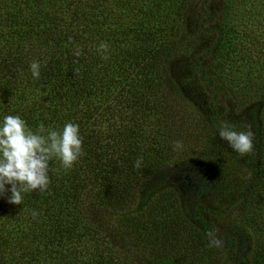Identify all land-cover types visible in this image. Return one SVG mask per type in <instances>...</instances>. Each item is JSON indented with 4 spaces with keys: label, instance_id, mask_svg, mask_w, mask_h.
<instances>
[{
    "label": "trees",
    "instance_id": "16d2710c",
    "mask_svg": "<svg viewBox=\"0 0 264 264\" xmlns=\"http://www.w3.org/2000/svg\"><path fill=\"white\" fill-rule=\"evenodd\" d=\"M211 2L0 0V123L71 122L83 139L71 169L49 161L46 191L20 205L0 196V264H211L220 249L199 209L218 212L193 204L182 166L226 189L222 210L241 209L252 247L245 259L225 238L228 261L264 264V0H218L216 12ZM221 122L251 131L253 151L222 142Z\"/></svg>",
    "mask_w": 264,
    "mask_h": 264
},
{
    "label": "clouds",
    "instance_id": "9594fccd",
    "mask_svg": "<svg viewBox=\"0 0 264 264\" xmlns=\"http://www.w3.org/2000/svg\"><path fill=\"white\" fill-rule=\"evenodd\" d=\"M105 53L106 43L99 46ZM75 55H81L77 50ZM104 59H108L105 55ZM40 63L33 61L30 70L34 78L40 76ZM219 137L226 141L230 148L241 156L253 151V133L236 131L227 122H221ZM174 149H182L181 141L173 143ZM83 155V139L79 125L66 123L62 131L45 128L41 123L34 132L19 115H6L0 123V196L7 197V202L14 205L23 203L24 193L44 192L50 184L49 161L59 159L65 169H71ZM142 159L135 163L140 168ZM10 185V188H6ZM38 215L32 212L33 218ZM210 247H221L223 241L218 232L210 230L206 233Z\"/></svg>",
    "mask_w": 264,
    "mask_h": 264
},
{
    "label": "rangeland",
    "instance_id": "374dc122",
    "mask_svg": "<svg viewBox=\"0 0 264 264\" xmlns=\"http://www.w3.org/2000/svg\"><path fill=\"white\" fill-rule=\"evenodd\" d=\"M211 8L214 9L215 12L217 8L219 9L218 0L211 2ZM179 63L180 60H172L170 70H172L175 80L179 84L187 102L191 106L197 107L202 103L203 98L196 86L183 82L179 77L181 74V67L178 66ZM221 141L227 143L226 141ZM186 168L191 174H184L182 177L184 176V183L186 184L187 191L192 195L193 204L205 205L206 207H211L212 211L218 212L209 213L203 209H199V214L212 223L214 231L218 232V236L223 242L225 238H234L237 243L236 250L239 251L245 259H248L252 247L251 233L250 230L245 228L239 221L241 209L232 207L222 210L225 204L226 189L223 186L214 184L213 182L215 181L213 180L214 178L212 174H210L205 168L182 166L178 169L179 171H182ZM178 181L181 182L179 179ZM233 185L231 186L232 191L235 190V186ZM177 196L180 197L181 200L183 199L181 191H178ZM219 249V252H215L211 258V264H231L224 252L225 250L221 249V247H219Z\"/></svg>",
    "mask_w": 264,
    "mask_h": 264
}]
</instances>
